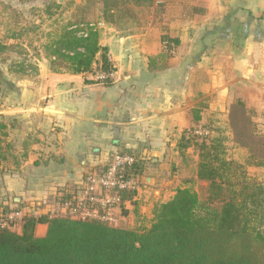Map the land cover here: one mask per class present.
Listing matches in <instances>:
<instances>
[{"label":"crops","instance_id":"0c3cea01","mask_svg":"<svg viewBox=\"0 0 264 264\" xmlns=\"http://www.w3.org/2000/svg\"><path fill=\"white\" fill-rule=\"evenodd\" d=\"M139 12L137 23L101 37L116 67L112 84L69 72L15 82L13 106L1 117L20 168L1 181L0 220L7 207L48 213L57 188L74 189L106 152L125 149L149 159L137 213L129 203L118 213L140 219L151 201L202 181L197 159L185 172L178 144L206 116L226 121L240 100L264 133V0H159ZM163 36L178 41L175 51L163 48ZM251 168L263 181L264 167ZM20 222L9 225L19 231ZM46 231L37 226L39 236Z\"/></svg>","mask_w":264,"mask_h":264},{"label":"trees","instance_id":"16d2710c","mask_svg":"<svg viewBox=\"0 0 264 264\" xmlns=\"http://www.w3.org/2000/svg\"><path fill=\"white\" fill-rule=\"evenodd\" d=\"M100 1L103 21L110 23L122 8L140 9L159 0ZM162 41H168L167 47H163L168 52L170 42L178 44L168 36H163ZM43 48L53 70L91 73L96 81L112 84L116 67L95 23L82 18L76 24H69ZM237 117H250L252 130H239ZM228 120L241 138L264 137L252 110L240 100L231 104ZM6 128L0 121V130ZM196 130L182 135L178 144L181 154L192 146L189 140L199 137ZM3 143L0 135V165L6 159L7 148ZM198 147L196 177L209 184L206 202L191 188L190 183L196 181L192 178L170 200L156 203L149 225L130 227L98 218L26 214L19 220V231L12 230L10 225H0V264H264V180L251 178L243 164L227 158L220 138L202 141ZM262 150H256L259 153L254 150L251 166L264 167ZM119 151L136 156V162L125 173L126 177L138 179L141 186L149 159L137 149ZM76 190L77 187L57 188L50 198L61 205ZM138 191L120 192L121 213L126 214L127 203L134 205L137 213ZM13 210L4 208L2 217L7 218ZM40 224L47 226L43 236L36 233Z\"/></svg>","mask_w":264,"mask_h":264},{"label":"rangeland","instance_id":"374dc122","mask_svg":"<svg viewBox=\"0 0 264 264\" xmlns=\"http://www.w3.org/2000/svg\"><path fill=\"white\" fill-rule=\"evenodd\" d=\"M140 17L139 9L130 6L116 11L113 22L104 23L100 0H0V121L4 122L1 117L2 110L13 106L15 82L20 79L37 80L42 73H58L52 69L53 66L43 48V45L51 41L57 32L69 24H76L83 18L87 22L95 23L102 37L111 28L125 29ZM167 43L168 41H162V46L167 47ZM170 48L172 51L176 49V45L170 42ZM237 119L239 130L246 129L248 132L252 130L250 117H237ZM202 120L201 128L197 129L202 134H197L199 137L189 140L192 146L185 149L184 154L181 155L187 164L185 172L192 169L189 165L196 163V159L199 161V143L217 137L223 142L227 158L243 164L251 178H258L261 173L251 168V162L254 160L251 155L254 150L256 153L263 151L264 137L252 139L245 135L241 138L234 133L236 130L228 119L224 121L218 117L206 116ZM0 135L4 141L3 146L7 148L4 150L6 159L2 160L0 165L1 188L2 179L4 180L5 176L13 177L11 171L20 167L15 165L19 162L18 151L14 148L16 145L10 139L7 128L0 130ZM190 184L191 188L198 192L200 199L206 202L209 195L208 182L193 181ZM48 204L51 206L50 210L60 207L54 199ZM149 204V206L145 205L144 217L140 219L134 216L124 217L118 214L120 211H115L113 223L130 227H138L140 223L149 225L156 202L153 200ZM33 207L26 206L27 209L30 208L28 210H32ZM19 208L15 206V209ZM12 230L18 231V227H13Z\"/></svg>","mask_w":264,"mask_h":264},{"label":"built area","instance_id":"2783aa9c","mask_svg":"<svg viewBox=\"0 0 264 264\" xmlns=\"http://www.w3.org/2000/svg\"><path fill=\"white\" fill-rule=\"evenodd\" d=\"M174 48V46H173ZM105 78V75H99ZM197 134H202L195 131ZM136 162V156L119 150L108 151L100 158L98 164L87 168L81 182L77 185L74 196L60 205L56 210H50L51 216L66 214L73 218H98L114 222V212L121 204L120 192L138 190V179L126 177L128 167ZM26 214L39 216V208L26 207L14 209L7 218H1L0 225L7 226L10 221L21 220Z\"/></svg>","mask_w":264,"mask_h":264}]
</instances>
